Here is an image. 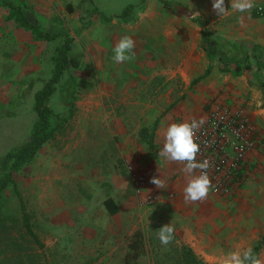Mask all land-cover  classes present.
I'll return each instance as SVG.
<instances>
[{
    "label": "crops",
    "instance_id": "1",
    "mask_svg": "<svg viewBox=\"0 0 264 264\" xmlns=\"http://www.w3.org/2000/svg\"><path fill=\"white\" fill-rule=\"evenodd\" d=\"M253 2L264 8V0ZM72 4L87 5L84 0ZM95 6L97 13L84 8L90 11L86 20L90 27L81 29L80 18L86 15L78 12L72 24L76 32L69 36L72 53L81 57L80 68L105 75L89 82L100 88L90 89L85 99L77 101L73 130L78 151L87 135L88 149L99 152L94 175L102 182L95 197L102 201L86 206L81 217L96 226L99 252L95 258L103 264H151V231L170 223L179 246L198 253V245L233 219L237 208L228 204H235L238 196L224 202L209 193L203 202L185 204L183 165L158 156L163 133L171 123L205 118L216 104L242 107L256 123L262 151L264 81L257 78L255 68L264 62V14L259 17L254 7L250 12H235L230 0H225L228 13L222 17L204 13V27L174 18L170 29L162 31L155 17L151 27L143 23L145 18L137 26L126 25L118 16L129 5L119 12H113L111 2L106 6L95 2ZM11 22L0 14V63L5 55L9 62L15 60L10 39L16 38L18 51L23 49L24 68L32 70V58H26L34 44L32 33L14 31ZM125 35L136 42L135 59L117 64L113 48ZM241 62L246 66H237ZM179 78L182 89L177 88ZM258 155V151L250 155L249 163H259ZM139 176L147 181L140 193L135 185ZM153 176L164 181L163 189L149 182Z\"/></svg>",
    "mask_w": 264,
    "mask_h": 264
},
{
    "label": "rangeland",
    "instance_id": "2",
    "mask_svg": "<svg viewBox=\"0 0 264 264\" xmlns=\"http://www.w3.org/2000/svg\"><path fill=\"white\" fill-rule=\"evenodd\" d=\"M75 1L77 0H0V14L12 19L14 31L31 32L34 43L26 54V58H32V70L24 68L23 49L18 51L16 38L10 39V43L14 44L11 50L14 48L16 51L12 55L15 60L9 62L5 55L0 63V160L30 137L37 118L34 111L35 95L53 75L54 57L61 38L76 32L72 25L76 20V13L86 15L80 18L85 21L82 20L81 23V29L84 30L91 25L90 21H86L90 11L84 12V8L90 7L97 13L95 2L100 6L111 2L113 12H119V8L126 4L132 7L129 16L120 19L126 25L137 26L145 18L143 23L151 27L155 17V21L159 20L162 31L170 29L171 19L174 18L183 23H194L201 28L206 25L201 15L215 14L212 0H84L87 5L79 7L72 4ZM7 3L18 7L21 13H14ZM258 7L256 5L253 9L261 17L264 8L260 13ZM194 14L197 15L193 16ZM23 19H27L40 33L50 34L55 38L48 40L38 36ZM79 60L81 62V57ZM246 62L237 66L243 68ZM26 65L29 67L28 63ZM255 73L258 79L264 81V62L255 68ZM104 76V71H89L83 67L71 70L51 98L50 104L56 113L51 138L29 163L14 173L18 192L10 186L0 194V224L7 225L12 234V244L7 241L0 248V259L7 256L17 261V257L21 256L26 264H103L95 258L99 252L96 246V226H91L87 220H81L86 206L99 205L102 201V198L95 197L102 182L94 175L99 167L96 165L99 152L88 149L87 135L78 151L74 145L73 130L78 121L77 101L85 99L84 96L90 89L100 88L91 86L89 82L95 78L103 80ZM177 83V88L182 89L184 82L181 78ZM263 148L262 151L257 150L258 156L262 157L259 163L245 164L242 171V194L237 195L235 204H228L232 209L237 208L236 214L233 219H229L226 227L214 232L212 238L198 245L199 252H193L199 261L196 264H220L227 253L243 252L249 247L254 250L258 245L260 250L257 256L264 261ZM3 175L0 170V178ZM22 204L34 233L45 247L44 250L36 245H27L26 251H19L17 244L22 242ZM155 231H151V264H187L177 241L173 239L165 247L161 245ZM7 244L13 247L4 254Z\"/></svg>",
    "mask_w": 264,
    "mask_h": 264
},
{
    "label": "clouds",
    "instance_id": "3",
    "mask_svg": "<svg viewBox=\"0 0 264 264\" xmlns=\"http://www.w3.org/2000/svg\"><path fill=\"white\" fill-rule=\"evenodd\" d=\"M231 9L235 12H250L254 7L253 0H230ZM212 9L215 14L222 17L228 13L225 8V0H212ZM198 14V13H197ZM194 14L193 16L197 15ZM135 40L131 36H123L113 48L112 59L120 64L135 59ZM206 123V118L199 120L193 118L191 122L171 123L164 130V142L158 152V156L168 162L182 164L181 171L186 177V186L183 188V199L185 204L205 201L213 188L208 175L211 167L210 162L205 159L197 161L200 146L196 143V133ZM158 189H163L165 183L160 178L153 176L150 181ZM161 245L167 247L174 239L175 228L170 224L162 226L155 231ZM220 264H264L253 250L249 247L243 252L231 251L220 261Z\"/></svg>",
    "mask_w": 264,
    "mask_h": 264
},
{
    "label": "trees",
    "instance_id": "4",
    "mask_svg": "<svg viewBox=\"0 0 264 264\" xmlns=\"http://www.w3.org/2000/svg\"><path fill=\"white\" fill-rule=\"evenodd\" d=\"M10 9L14 10V13H21L18 7L9 5ZM131 6L127 8L119 15L120 18H127L130 14ZM26 18V17H24ZM24 23L34 29L38 36L44 37L48 40H52L55 37L50 34H42L37 28L28 23L27 19H23ZM72 39L69 36L64 38V41L59 45L57 54L54 57L55 69L52 77L45 82L41 91L35 95L34 111L37 113V118L33 124V130L30 137L19 147L15 148L12 152L7 153L0 160V170L4 175L0 178V194L4 193L10 186H13L15 192H18L17 184L14 180V173L19 171L24 165L29 163L35 155L39 152L42 146L51 138L53 128L55 126L56 113L52 108L50 101L54 96V93L58 89L59 84L63 78L71 73V70H76L81 66L79 57L72 53ZM22 229L21 239L22 242L17 244L19 251H26L29 245H36L40 250H44V245L41 243L37 235L34 233L29 217L26 213L25 207L22 204ZM141 233H138V239L141 237ZM10 228L7 225L0 224V248L7 241L12 244ZM8 243V244H9ZM5 245L3 253L9 252L11 245ZM28 245V246H27ZM1 250V249H0ZM260 246H256L253 250L254 254H258ZM181 251L187 261V264L198 263V258L193 251L185 246H181ZM26 264L24 258L17 257V261L5 256L4 259H0V264Z\"/></svg>",
    "mask_w": 264,
    "mask_h": 264
},
{
    "label": "built area",
    "instance_id": "5",
    "mask_svg": "<svg viewBox=\"0 0 264 264\" xmlns=\"http://www.w3.org/2000/svg\"><path fill=\"white\" fill-rule=\"evenodd\" d=\"M261 13L263 7H258ZM206 123L196 133L200 146L197 161L207 159L213 188L210 194L224 199H233L242 192V171L261 144L256 123L242 107L216 104L205 117ZM199 120V119H197ZM147 184L144 177H136L137 192Z\"/></svg>",
    "mask_w": 264,
    "mask_h": 264
}]
</instances>
